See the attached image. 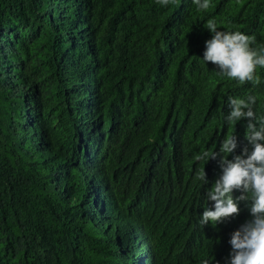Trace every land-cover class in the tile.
Here are the masks:
<instances>
[{
	"label": "trees",
	"instance_id": "trees-1",
	"mask_svg": "<svg viewBox=\"0 0 264 264\" xmlns=\"http://www.w3.org/2000/svg\"><path fill=\"white\" fill-rule=\"evenodd\" d=\"M209 19L264 50V0H0V264H228L251 201L202 226L222 170L195 157L251 148L224 117L249 95L264 116V68L207 64Z\"/></svg>",
	"mask_w": 264,
	"mask_h": 264
},
{
	"label": "clouds",
	"instance_id": "clouds-1",
	"mask_svg": "<svg viewBox=\"0 0 264 264\" xmlns=\"http://www.w3.org/2000/svg\"><path fill=\"white\" fill-rule=\"evenodd\" d=\"M170 0H157L166 7ZM198 10H207L210 0H192ZM204 27L212 34L205 41L203 60L211 62L219 69V74L227 76L243 85L252 83L257 86L260 79L255 75L257 66L264 68V50L258 52L251 47L255 38L240 31L218 30L217 22L209 19ZM256 97L230 98V111L224 117L229 128L242 119L247 120L245 138L251 146H245L240 155L228 159L237 148L234 132H229L220 142L219 152L214 149L203 150L195 159L207 162L220 156L219 166L222 175L215 180L207 193L214 202L213 209H205L200 224H217L239 214L237 200H250L252 219L231 234L228 264H264V116L254 110ZM197 179L207 183L204 168ZM234 191L242 195L233 198Z\"/></svg>",
	"mask_w": 264,
	"mask_h": 264
}]
</instances>
